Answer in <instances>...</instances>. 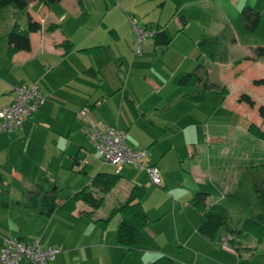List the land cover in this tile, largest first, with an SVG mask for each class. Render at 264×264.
Segmentation results:
<instances>
[{"label": "crops", "instance_id": "obj_1", "mask_svg": "<svg viewBox=\"0 0 264 264\" xmlns=\"http://www.w3.org/2000/svg\"><path fill=\"white\" fill-rule=\"evenodd\" d=\"M34 1L36 0H29L27 8L21 10L26 11L25 24L23 25L22 22L13 16L7 17L3 28L6 32L2 34L6 41L7 53H2L0 56V58H4L3 63L0 61V108L9 104L14 99V87L19 85H29L36 82L45 97L44 103L28 116L18 129L10 132L5 130L0 131V155L4 156L5 163L10 165L12 175L19 181L23 180L24 175L22 174V170L24 167L20 162L22 157L24 160L28 157L29 153H34L37 150V154L42 149L45 151H43L40 161H43V156L47 151L51 153L49 161H53V159L58 160V158L63 160L64 155L68 154L70 159L68 168L76 170L77 168L84 167L86 171L87 160L83 149L88 143L85 141L88 137L84 132V128L90 123L97 122H103L107 126L123 131L124 141L131 149H144L142 146L145 145L144 147H153L161 155L170 150L171 152L174 151L178 157L185 156L186 153H182L173 138L177 132L185 133L189 127H183V116H176L172 113L174 110L172 103L178 99V101L188 100L204 104L210 97L214 98L216 102L217 94L226 93L228 95L226 86L206 80L203 76L202 63L201 68L198 70V74L202 76V81L194 84L191 82L179 83V78L182 75L194 73L197 67L195 65L193 70L183 73L181 65L184 62V58L180 55H177L173 59L171 65L161 64L158 60L154 64L152 63L148 70L142 61L143 53L141 55L134 54V56L132 53H123L122 49L118 46L120 41V34L118 33L119 22L116 20L110 23L107 21V18L113 12H117L114 16L120 14L118 11L119 4H124L125 7L129 8L130 6L125 5L127 0H119V3H117L118 0H114L115 2L112 4V7L109 6L108 0H103L104 3H102V7L97 13V19L92 24H89L93 25L95 30L99 29L97 30L98 34L96 33L92 38L91 35L93 33L88 35L86 31H83V27L85 25L88 26V20L80 19L86 6L84 0H75L78 7L72 5L73 0L71 2L59 0L51 4L42 2L41 13H50L51 6L54 5L61 7L60 13H50L48 21L43 20V18H40L39 15L34 14L30 10L29 6ZM259 2H261L259 4L260 9L258 4H256ZM207 3H209L210 10L218 14L217 24L231 20L234 21V18L230 17L229 11L233 10L235 13L240 11V16L241 10L245 6H249L259 13H264V0H229L225 3L227 4L225 10L219 9L213 0H193L184 3L178 11L175 9L173 3L174 12L170 20L166 22L159 19L143 20L142 27L149 30L155 29V27L160 25L165 30L166 34L170 37V42L165 47L154 44L152 38L153 46H158L163 52L170 45L174 37L187 33L188 26L196 25L200 28H207L210 22L209 13L206 9ZM130 11L133 16H138V18H140L139 16L142 13H147L146 11ZM94 14H96L95 11L88 12V16ZM27 15H30L33 20L39 22L41 29L29 33V50H19L10 54L8 53L6 35L15 24L20 29L25 30ZM176 15L180 16L181 26L175 34H171L168 25ZM68 18L75 20V24L71 26L72 30L69 34L63 30V21L65 19L69 21ZM261 18L263 19L264 15ZM238 21L241 22L240 20ZM51 24H56V28L54 30H47V27ZM257 26L254 31L250 32H256ZM201 36L196 42L198 53H196L195 59L203 55L207 60H214L217 54L209 59L204 53H199L198 42L202 39L205 41L211 39V37L204 36L203 34ZM112 39L115 42L114 50L111 48L110 41ZM191 39H194V37H191ZM213 39L217 41L218 45V40L216 38ZM64 41L70 42L72 48L63 46L62 43ZM150 54L154 56L153 54L155 53ZM163 55L164 53H159V57ZM249 61L253 62L252 60ZM160 64L166 65L171 73H166L163 68H160ZM239 66L235 67L238 68ZM237 68L233 69L235 73L238 72L236 71ZM255 79L261 78H253V80ZM146 81L151 86L144 87ZM188 85L196 88V91H183ZM189 96L197 99L194 100L189 98ZM224 100L225 97L223 96L221 101L223 102ZM227 102L230 103L228 104V107H230L229 112L215 115L210 124L206 122H201L202 124H200V128H204L203 134L205 136L202 146H205V148L209 147L206 150L209 153L208 159L210 160L207 165H202L201 162L203 161L199 162L198 158L197 160L194 158L196 156V149L191 143L190 145L187 143L186 152H188L190 157L188 164L197 180V185L191 187L189 191L185 189L182 193L171 194L168 191V186L169 189L174 187L169 184L165 165L158 164L156 158L148 155V153L146 154L145 162L156 166L161 175V184L157 185L159 188H156V190L165 191L166 194L163 197L167 200L165 210L161 212H154L152 210L153 216L149 214L151 209L145 208V204H142L150 219L149 224L142 230V234L147 240V245L139 246L129 253H124V249L117 243L116 237L119 219L113 227H109L108 225L104 231H101L99 226L93 221L94 218H97L94 217L96 210L92 218L87 217L82 211L89 210V207H79V202L76 203L75 209L71 212H63L60 209H56L50 216H45L39 212L38 208L36 211L29 203V207H27L18 201L20 207L18 214L22 216L27 213L32 216L34 219L32 230L34 231L22 230L23 228L20 227L15 236L11 235L10 238L20 239L28 243L38 242L42 248L61 246V251L55 255L51 264H150L160 255L172 257L181 264H224L221 261H224L227 256H224V250L221 248L218 238L209 239L201 235L196 229L200 211L193 204V195L198 191L205 192L207 193L205 199L207 205L221 203L216 195L211 196V189L197 188L205 180H208V183L213 188H216V192L218 189L225 192L229 190L226 184L222 186L216 180L217 164L215 165L211 161H222L224 155L229 154L234 149L233 146L231 147L226 143L225 126L222 124L224 121L223 116L226 117L228 125L234 128V123L227 120V118L237 121V119H240V115L245 113V109L240 107L239 103L238 105L234 104L232 99H229ZM84 107L87 109V112L85 115H82L79 111ZM212 116L213 114L209 115L210 118ZM138 120L143 124L144 131L147 133L145 140L142 135L137 138L133 137L140 134V128L134 124ZM188 121H191V119H188ZM250 123H254L262 129L264 128V120L262 119L260 124L255 122ZM133 126L136 131L134 135L131 134ZM188 126H190V123ZM247 131L251 133L248 130V126ZM125 135H127L128 143L125 140ZM251 135L256 137L252 133ZM7 136L11 138L10 141L6 139ZM4 141L7 144V151L2 152L5 149ZM48 143L51 144L52 149H46L43 146ZM17 147H20V150H17ZM19 152L21 155L18 157L17 162L15 153ZM76 155L81 156L79 160H74ZM98 157L100 158L99 153ZM180 161L184 160L180 157ZM95 162L97 161L95 160ZM261 166H264V162L251 165V167H258L264 170ZM99 167L101 168L96 170V172L104 171L105 166L100 165ZM48 169L51 171L50 166H48ZM137 169L145 170V168ZM83 174H87V172ZM55 179L48 178L47 182H45V187L46 185L49 187L53 184H58ZM256 182L258 180L254 179V185ZM135 184L143 186V197L145 196V184L130 181L128 188L115 205L126 198L130 188ZM4 185L5 179L0 174V195H5L6 191H3L5 190L3 189ZM29 186L33 187V181H29ZM38 187L40 188V186ZM206 187H208L207 184ZM42 189L41 186V190L35 192L32 188L26 187L27 201L30 195L35 193H37L38 197L42 195L44 190H46ZM143 197L141 198V203ZM58 200L60 199L58 198ZM157 203H153L152 201L151 206ZM191 204L196 208V212L194 211L195 209L190 208ZM9 205L8 201H0L2 208L8 209ZM99 213L98 217H104L108 214V212ZM220 233H223V231ZM3 240L0 239V243ZM261 243L257 242L259 245ZM231 244V246L229 245V248L231 247L229 251L233 254L239 253L240 246L238 245V241L235 240L234 234ZM20 264L30 263L22 259ZM252 264H255L254 259H252Z\"/></svg>", "mask_w": 264, "mask_h": 264}, {"label": "rangeland", "instance_id": "obj_2", "mask_svg": "<svg viewBox=\"0 0 264 264\" xmlns=\"http://www.w3.org/2000/svg\"><path fill=\"white\" fill-rule=\"evenodd\" d=\"M68 1L71 2L72 0ZM84 1L86 6L83 10L84 12L80 16V19L88 20V26L85 25V27H83V31H86L88 35L93 33L91 35L92 38L96 35V33L98 34L97 30L99 29L95 30V27L89 24H92L97 19V13L104 2L103 0ZM226 1L229 0H213L216 6L223 10L226 8ZM108 2L110 4L109 6L112 7V4L115 1L108 0ZM117 3H119V0ZM260 3L261 2L256 3L258 4V7ZM41 5L42 2L36 0L31 2L29 8L34 14L39 15L40 18H43L45 21L50 19L51 12L54 14L61 12V7L54 5L51 6L50 13H41ZM72 5L78 7L75 0H73ZM125 5L130 6V9L125 7L124 4H119V9H116H118L120 14L114 16L117 12H113V14L107 18V21L111 23L117 20V22H119L118 33L120 34V41L118 46L122 49L123 53H132L134 56V54L137 53L135 52L136 35L134 28H143V20L149 21L159 19L164 22L170 20L174 12V5L171 0H127ZM260 8L261 7H259V9ZM206 9L210 17V22L206 29L202 27L200 28L196 25L188 26L187 33L185 35L179 34L174 37L170 45L163 52L158 46H153L152 37L147 36L141 40L140 51L139 54L136 55H141L143 53L142 61L148 70L152 63L154 64V62H157L158 60L161 64L165 63L171 65L173 59L176 58L177 55L184 58V62L181 65L183 73L193 70L195 65L197 66L198 63H202V69L204 70L203 76L206 80H209L210 82H217L220 85L224 84L228 89V95H226V93H219L217 94L216 102L214 101V98L210 97L204 104L188 100H174L172 103L174 108L172 113L176 116H183V127H189L185 133L177 132L173 138L182 153H186L185 156H180L184 161H180V157H178L174 151L171 152L169 150L165 154L161 155L156 152L153 147H144L145 145L142 147L144 149L147 148L146 151L148 155L156 158L158 164H161L162 166L165 165L164 167H166L168 173L169 184L174 187L169 189L168 186V191H170L171 194L182 193L185 189L189 191L191 187L197 185V180L195 175L191 172L188 164L190 157L188 152H186L187 143H189V145L191 143L196 149V156H194V158L196 160L198 158L199 162L203 161L201 162L202 165H207V163L210 162L208 159L209 153L206 151L209 147L205 148V146H202L203 138H205V136L203 134L204 128H200V124H202L201 122L210 124L215 115L217 116L219 113L224 114L223 112H229L230 107H228V104L230 103L227 102L229 99H232L236 105L239 103L240 107L245 109V113L240 115V119H237V121H232V119L227 118V120L234 123V128L228 125L229 123L226 121V117L224 116V121L222 123L225 126V136H227L225 137V139L227 138L226 143H228L231 147L233 146L234 149L229 154H225L222 161H211L213 164H217L216 173L214 171L216 174V180L219 181L222 186L226 184L229 187V190L228 192H225L224 190L218 189L216 192V188H213L212 185L208 183V180H205L203 184H199L197 188L212 190L211 196L216 195V197L219 198V201L223 204V206L225 205L224 207L227 209L230 227L234 230H238V232H234V236L240 246L239 253H231L229 251L231 250V247L227 249L221 247L224 250H222L224 256H227L224 261L221 262H224V264H252V259H254L255 264H264V239L261 245L257 244L256 237L250 226L243 227L244 220L255 217L258 213H264V204L256 197L254 190V179L258 180L259 183H263L264 170L258 168L259 166L251 167L253 164L264 162V140L253 137L251 133L247 131V126L250 122L260 124L261 121L258 114V107L264 103V84L257 85L254 84L252 80L253 78H264V58L244 59V57L253 54V48L256 46H264V18H261L259 21L256 32H250L244 25H242V22L238 21L240 20V18L238 19L240 11L235 13L233 10H230L229 15L234 18V21L231 20L217 24L216 20L218 18V14L210 10L209 3H207ZM130 10L138 12L146 11L147 13H142L139 16L140 18H138V16H133ZM89 11H95L96 14L88 16ZM20 14L22 15L20 16ZM12 16L22 22L23 25L26 22V11L18 10V8H15L13 5L11 7H4L0 9V56L2 53H7L6 41L2 34L6 32L3 30L5 20H7L6 18ZM174 17L175 18L172 19L168 25L171 34H175L181 26L180 16L176 15ZM68 19L69 21L67 19L63 21V30L67 34H69L72 30L71 26L75 24V20H72V18ZM133 23H136V25L133 26ZM193 30H195V32H193ZM201 34L211 37V39L216 38L218 40L216 49L217 57L214 60H207L203 55H201L198 59H195V55L198 53L196 42L198 38L202 37ZM191 37H194V39H191ZM110 42L111 48L114 50L115 42L113 39ZM150 53L155 54L152 56ZM159 53H164V55L159 57ZM3 59L4 58H0L2 63L4 61ZM249 60H252L253 62H250ZM239 64L242 65L239 66ZM235 66L239 67L237 68ZM160 68H163L166 73H171L166 65H161ZM234 68H237V73L234 72ZM149 86L151 85L148 81H146L144 87ZM183 91L195 92L196 88L188 85ZM242 94L249 95L254 100V106H249L245 101H238L237 99ZM223 96L225 97V100L222 102L221 98H223ZM212 114L213 116L210 118L209 115ZM188 119H191V121H188ZM189 123L190 126H188ZM134 124L140 128V134L133 137L137 138L142 135L145 140L147 133L144 131L143 124L139 120L134 122ZM135 132L136 131L133 126L131 134L134 135ZM126 136L127 135H125V140L127 142ZM6 139H9V141L11 140L8 136ZM85 141L89 143H87L85 146L86 148L84 147L83 149V153H85L87 160V174L80 173L67 167L70 164L68 154L64 155L63 160L58 158V160L53 159V161H49L51 153L47 151L43 156V161H40L42 159V153L45 151L42 149V151L37 154V150H35L34 153H29L28 157L24 160L22 157L20 162L24 167L22 170V174L24 176L23 180L19 181L12 175V169L10 165L5 163L4 156L0 155V174H2L5 179V185L3 186V189L5 190L3 191H6L5 195H0V201H8L10 204L8 209L0 206L1 240L10 238L11 235L15 236L20 227L23 228L22 230L34 231L32 230L34 224L32 216L27 213L22 216L18 214V209L20 208L18 201L29 207V200L27 201V193L25 191L26 187L32 188L35 192L37 190H41V186L43 189H47L48 186L46 185L45 187L47 179L56 178L55 180L60 187L70 186L76 189L89 183L91 176L96 172V170L101 168L99 167L100 165L105 166L104 171L111 172L115 170L114 166L108 163L106 165V163L98 157L97 150L88 139H85ZM4 144L5 149L2 152L7 151L6 141H4ZM43 146L46 147V149H52V146L49 143ZM17 150H20V147H17ZM20 155V152L15 153L17 162ZM95 160L97 162H95ZM160 161L161 163H159ZM48 166L51 167V171L48 169ZM221 167L222 169H220ZM261 167L264 168V166ZM120 174L122 175L121 180L117 183L116 188L111 189L106 194L104 203L96 209L94 217H98V215H100L99 212L109 213L112 209L111 207L115 205L117 200L121 198L125 190L128 188L130 181L138 182L140 184L143 183V185L145 184L146 191L142 204H145V208H149V210L151 209L149 211L150 215L153 216V211L161 212L165 210L167 200L163 196L166 192L156 190V188L159 187L151 182L149 175L144 169H137L132 165L126 164ZM82 180H84V182H82ZM29 181H33V187L29 186ZM206 184L208 187H206ZM38 186H40V188ZM75 189H72L71 192ZM71 192L68 188H63L58 192V198L62 200ZM161 197L163 198L161 199ZM152 201L153 203H158L151 206ZM78 202L79 207L87 206L82 201ZM31 207L36 209V211L38 210L33 206ZM190 208L193 210L195 209V212L197 211L192 204ZM118 219L119 215H114L108 224L109 227H113V225L117 223ZM231 245L232 244L230 243V246ZM23 260L27 261L25 258ZM51 262L52 260L49 264H51Z\"/></svg>", "mask_w": 264, "mask_h": 264}, {"label": "trees", "instance_id": "obj_3", "mask_svg": "<svg viewBox=\"0 0 264 264\" xmlns=\"http://www.w3.org/2000/svg\"><path fill=\"white\" fill-rule=\"evenodd\" d=\"M46 4L55 3L59 0H38ZM175 9L178 11L180 7L187 2L193 0H171ZM29 0H0V8L13 5L19 10H25L28 6ZM264 13H259L249 6H245L240 13V21L249 30L254 31L260 18ZM56 24H51L47 27V30H54ZM41 29V24L35 20L30 15H27V26L25 30L19 28L15 24L12 29L6 35L8 53H14L19 50L27 51L30 49L29 33L36 32ZM155 32L152 35L154 44L158 46L165 47L170 42V37L166 34L165 30L161 28L160 25L155 27ZM63 46H68L72 48V44L68 41L62 43ZM199 53H204L209 59L213 58L217 53V41L215 39H204L198 42ZM252 58H264V46H256L253 48L252 56H246L244 59ZM201 68V64L198 63L194 73H185L179 78V83L183 84L185 82H191L192 84L202 81V76L198 74V70ZM254 84L260 85L264 84V78L253 80ZM196 100L193 96H189ZM238 101H245L249 106H254V100L247 94H242L238 98ZM258 114L262 120H264V104L258 107ZM248 130L257 138L264 140V128H260L254 123L248 125ZM81 156L76 155L74 160H79ZM80 173H86L84 167L76 169ZM121 175L119 173L98 171L93 174L90 178L88 184L79 187L72 188L60 187L58 184H53L49 186L44 193L37 196V193L30 195L29 205L39 209L41 214L45 216H50L52 212L56 209H60L63 212H71L75 209L76 203L78 201L84 202L89 210H84L82 213L92 218L93 212L98 209L104 203L106 194L116 186L120 180ZM54 186V187H52ZM68 188L71 192L62 200H58V192L63 189ZM1 190V189H0ZM254 190L256 197L264 204V180L263 183L256 182L254 185ZM144 195V188L140 185H133L126 198L112 207L110 212L104 217L94 218L93 221L99 226L101 231H104L108 226L111 218L115 215H119V221L116 229L117 243L124 249V253H129L139 246L147 245V240L142 234V230L146 227L149 222V216L147 215L143 205L141 203V198ZM207 193L205 192H195L193 195V204L199 209V219L197 223V231L209 238L216 239L223 234H230L231 239L229 240V245L233 240L234 230L229 224V215L227 209L222 203L210 204L205 203ZM250 226L253 231L256 241L261 243L264 239V213H258L255 217L246 219L243 222V227ZM223 231V233H220ZM241 231V230H239ZM20 240V239H19ZM219 242V241H218ZM220 244V243H219ZM31 264V263H30ZM150 264H181L176 259L160 255L155 258Z\"/></svg>", "mask_w": 264, "mask_h": 264}, {"label": "built area", "instance_id": "obj_4", "mask_svg": "<svg viewBox=\"0 0 264 264\" xmlns=\"http://www.w3.org/2000/svg\"><path fill=\"white\" fill-rule=\"evenodd\" d=\"M135 25L136 23H133V26ZM134 30L135 52H137L135 54H139L141 40L152 36L155 30L139 27H135ZM14 91V99L0 108V131L18 129L23 121L45 101L44 94L36 82L15 86ZM79 112L85 115L87 109L84 107ZM84 132L98 151L101 160L114 166L116 173H119L124 165L131 164L136 168H145L151 182L155 185L161 184L158 168L145 162L147 151L128 147L124 141L123 131L107 126L103 122H97L86 125ZM230 239V234H223L219 238L221 247L229 248ZM60 251L61 246L42 248L38 242L28 243L19 239L6 238L0 243V264H20L24 258L31 264H49Z\"/></svg>", "mask_w": 264, "mask_h": 264}]
</instances>
